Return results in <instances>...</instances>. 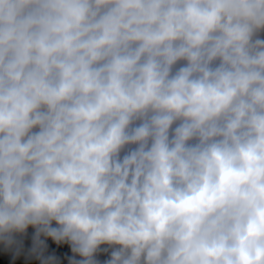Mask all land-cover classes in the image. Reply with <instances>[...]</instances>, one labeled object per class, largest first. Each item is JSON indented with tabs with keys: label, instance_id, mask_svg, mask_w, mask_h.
<instances>
[{
	"label": "clouds",
	"instance_id": "1",
	"mask_svg": "<svg viewBox=\"0 0 264 264\" xmlns=\"http://www.w3.org/2000/svg\"><path fill=\"white\" fill-rule=\"evenodd\" d=\"M262 33L264 0H0V244L264 264Z\"/></svg>",
	"mask_w": 264,
	"mask_h": 264
},
{
	"label": "trees",
	"instance_id": "2",
	"mask_svg": "<svg viewBox=\"0 0 264 264\" xmlns=\"http://www.w3.org/2000/svg\"><path fill=\"white\" fill-rule=\"evenodd\" d=\"M261 39H264V33L261 34ZM33 236L34 230L29 228L23 237L17 238V246L7 249L0 244V264H40V260L31 254ZM45 244V257L54 256L58 264H68L69 260L73 259L69 245L58 246L51 240L45 241ZM110 254V250L108 252L101 251L96 257L98 264H105L110 258ZM76 259L79 258L76 257Z\"/></svg>",
	"mask_w": 264,
	"mask_h": 264
}]
</instances>
